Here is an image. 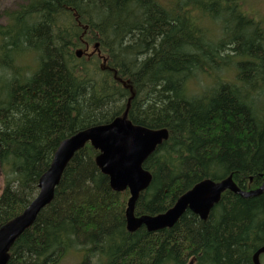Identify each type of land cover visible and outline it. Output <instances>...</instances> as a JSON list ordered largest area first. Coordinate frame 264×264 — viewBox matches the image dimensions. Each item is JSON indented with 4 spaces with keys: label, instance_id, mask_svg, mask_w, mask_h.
I'll list each match as a JSON object with an SVG mask.
<instances>
[{
    "label": "trees",
    "instance_id": "obj_1",
    "mask_svg": "<svg viewBox=\"0 0 264 264\" xmlns=\"http://www.w3.org/2000/svg\"><path fill=\"white\" fill-rule=\"evenodd\" d=\"M250 2L23 0L0 25V65L16 73L10 83L0 77V227L36 198L63 141L125 113L169 133L143 164L153 179L136 216L167 212L207 179L260 188L264 16L246 11ZM30 51L40 55L28 76L16 65ZM192 80L206 87L190 98ZM98 155L90 144L75 154L8 264H59L70 251L84 253L80 264H97L96 256L99 264H254L264 246V192L226 191L207 221L187 211L172 229L131 233L130 192L113 191Z\"/></svg>",
    "mask_w": 264,
    "mask_h": 264
},
{
    "label": "water",
    "instance_id": "obj_2",
    "mask_svg": "<svg viewBox=\"0 0 264 264\" xmlns=\"http://www.w3.org/2000/svg\"><path fill=\"white\" fill-rule=\"evenodd\" d=\"M77 56L81 58L83 51L79 50ZM168 137L166 129L152 130L135 125L127 119L125 113L109 124L82 130L63 141L50 168L40 178L37 197L20 216L0 227V264H8L15 242L34 225L41 211L52 203L66 167L88 143L99 152L97 166L109 178L113 191L130 192L126 219L131 233L141 227H145L150 233L172 229L187 211L207 221L226 191L244 198L257 197L264 192V183L256 190L245 191L236 185L232 177L217 182L207 179L180 197L165 214L136 216L135 206L139 196L150 187L153 179L152 174L143 168V164ZM263 254L264 247L254 255V264H261L260 257Z\"/></svg>",
    "mask_w": 264,
    "mask_h": 264
},
{
    "label": "clouds",
    "instance_id": "obj_3",
    "mask_svg": "<svg viewBox=\"0 0 264 264\" xmlns=\"http://www.w3.org/2000/svg\"><path fill=\"white\" fill-rule=\"evenodd\" d=\"M39 55L40 53L31 51L20 54L16 66L24 69L25 75L31 76L34 74L32 64L38 62ZM0 77H3L5 82L10 83L16 78V73L12 68L0 65ZM205 87L206 84L196 80L189 81L184 86L185 92L190 98L199 96ZM93 259L99 264L100 257L96 256ZM78 261L79 256L74 251H70L60 258V264H78Z\"/></svg>",
    "mask_w": 264,
    "mask_h": 264
},
{
    "label": "rangeland",
    "instance_id": "obj_4",
    "mask_svg": "<svg viewBox=\"0 0 264 264\" xmlns=\"http://www.w3.org/2000/svg\"><path fill=\"white\" fill-rule=\"evenodd\" d=\"M21 3H23V0H0V25H5L8 22L9 13L15 11ZM249 9L259 12L264 16V0H251L249 7H247L245 10L249 12ZM256 22L261 23V21H258L257 18ZM207 26L209 28H214L216 25L210 22ZM206 82L207 86H211L213 84V81L211 80H206ZM3 186V177L2 175H0V195ZM74 252H76V254L79 256L78 264H80L83 259L84 253L81 251ZM262 264H264V257L262 258Z\"/></svg>",
    "mask_w": 264,
    "mask_h": 264
},
{
    "label": "bare ground",
    "instance_id": "obj_5",
    "mask_svg": "<svg viewBox=\"0 0 264 264\" xmlns=\"http://www.w3.org/2000/svg\"><path fill=\"white\" fill-rule=\"evenodd\" d=\"M225 74H226V73H225ZM225 74H224V75H225ZM221 76H222V75H221ZM218 77H219V76H218ZM70 138H71V137H70ZM68 139H69V138H68ZM251 191H253V190H251ZM248 198H249V197H248ZM168 211H169V210H168ZM165 213H166V212H165ZM165 213H163V214H165ZM160 215H161V214H160ZM127 229H128V228H127ZM263 247H264V246H263ZM263 247H262V248H263ZM259 250H260V249H259ZM257 252H258V251H257Z\"/></svg>",
    "mask_w": 264,
    "mask_h": 264
}]
</instances>
